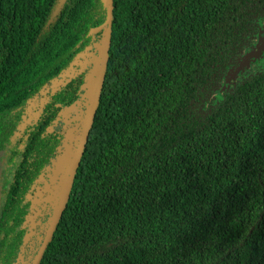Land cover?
<instances>
[{
    "label": "trees",
    "instance_id": "1",
    "mask_svg": "<svg viewBox=\"0 0 264 264\" xmlns=\"http://www.w3.org/2000/svg\"><path fill=\"white\" fill-rule=\"evenodd\" d=\"M263 21L264 0H0L3 263L264 264V65L213 96Z\"/></svg>",
    "mask_w": 264,
    "mask_h": 264
},
{
    "label": "rangeland",
    "instance_id": "2",
    "mask_svg": "<svg viewBox=\"0 0 264 264\" xmlns=\"http://www.w3.org/2000/svg\"><path fill=\"white\" fill-rule=\"evenodd\" d=\"M255 49L259 50L258 58L255 60H250V61L245 60L246 62L239 60V62H237L236 65L233 66L227 72L226 76L221 81L220 85L213 92V96L218 97L219 95H221L224 91H226L229 87H231L240 78H242L249 72H253L255 70V67L258 64L264 65V21L260 23L258 34L252 39L251 43L244 48L240 59H242L243 56L244 55L246 56V54L248 53L253 54ZM69 156H70V153L66 154V157H65L66 161L69 158ZM7 169H8V164H7L6 153L1 152L0 153V190L2 187L3 179H5V177L8 174ZM61 170H62V166L59 167L56 173L54 174V178H57V180H58L57 173H60ZM49 196H50L49 200H52V201H55L58 198L59 196L58 184H56L53 190L50 191ZM1 199H2V195L0 193V204H1Z\"/></svg>",
    "mask_w": 264,
    "mask_h": 264
},
{
    "label": "water",
    "instance_id": "3",
    "mask_svg": "<svg viewBox=\"0 0 264 264\" xmlns=\"http://www.w3.org/2000/svg\"><path fill=\"white\" fill-rule=\"evenodd\" d=\"M109 20H110V17H108V19L106 20V23H109ZM106 54H107V47H106V43H105L104 44V50H103V52L100 56V59H99L98 70L96 73L94 95H93V98L91 99V101L89 103V108L87 110V113H86V116L84 119V125H83V129H82L81 139H80V143H79V146L77 149L76 157H75L74 161L69 165V167L67 168V171H66L65 176H66L67 185H68V181H67L68 173L77 163L78 158L82 152V149H83L84 144H85L86 139H87L90 123H91V120H92L93 115H94L95 103H96L97 97L99 95V91H100L101 84H102L103 72H104L105 62H106ZM76 110H77V106H71V107L66 108L67 112H75Z\"/></svg>",
    "mask_w": 264,
    "mask_h": 264
},
{
    "label": "flooded vegetation",
    "instance_id": "4",
    "mask_svg": "<svg viewBox=\"0 0 264 264\" xmlns=\"http://www.w3.org/2000/svg\"><path fill=\"white\" fill-rule=\"evenodd\" d=\"M17 259H18V255L15 257L14 261L11 264H19V262H17L18 261ZM0 264H4L3 260H1V259H0ZM21 264H25V262L23 261V263H21Z\"/></svg>",
    "mask_w": 264,
    "mask_h": 264
}]
</instances>
